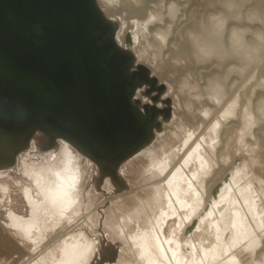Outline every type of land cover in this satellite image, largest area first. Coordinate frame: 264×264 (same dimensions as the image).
Masks as SVG:
<instances>
[{"label": "bare ground", "instance_id": "6f19581e", "mask_svg": "<svg viewBox=\"0 0 264 264\" xmlns=\"http://www.w3.org/2000/svg\"><path fill=\"white\" fill-rule=\"evenodd\" d=\"M127 1V8L132 11V15L118 8V0H110L108 6L103 8L110 18L112 14L117 15L116 18L122 17L118 31L119 42L123 46H127L126 41L131 43V33L136 29L142 42L145 36L154 37L148 40L150 48L158 58L161 52L160 46L164 43L174 21L168 18L166 11L169 9L171 15L177 16L179 1L165 0L162 4H156L147 14L145 10L143 11L145 0ZM223 1L228 4V11L206 13V17L195 20L193 25L191 24L194 28L186 34L188 40L186 46H180L181 49L175 47L177 53L181 55L175 58L187 60V63L191 58L194 65L196 64V69H199L195 71V76L192 75L195 78H191L193 82H190L191 79L185 82L188 78L184 82L185 86L197 90L196 95L200 97L199 99L201 97L207 99L201 110L203 111L202 126L188 130V135L182 139L174 123H171V130L175 132V140L179 143L171 146V150L158 157V153L169 142L163 134L157 135V132L163 129L162 125L161 130L155 132V137L157 135L159 141L163 140L165 144L157 148L152 144L154 137L144 147L145 149H141H144L143 151L140 150L139 155L149 159L142 175L141 185L126 192L131 194L128 199L116 203V200L111 198L114 205L122 210V220L121 223L113 222L110 227L115 229L114 232L127 244V250L123 253L119 264L263 263L264 250L255 251V247L257 241L261 239V234H264V194L253 195L259 189L257 183L254 184L252 181L255 179L257 182L258 177L256 167L250 164V159L253 158L245 154L249 158H247L248 164L232 167L238 155L237 151L229 153V148L235 144L233 131L245 127L242 124L239 128L238 101L248 99L246 104L248 108L250 97L254 94V89H257L260 97V100L257 99V105L264 106V92H261L264 91L262 89L264 82L259 88L254 84L248 90L247 98L240 96L241 93H246V86L243 78L233 73L245 70L246 65L240 62L238 67L230 63V59L238 57L242 48H248L249 57L261 55L263 63L258 69L262 71L264 0H259L258 14L262 25L259 24L257 27H254L255 24L252 22H248L249 25L240 22L238 18L243 14L237 6H233L230 0ZM252 9L253 7L250 13L254 11ZM196 10L198 14L202 13L198 7ZM148 14L149 16L146 17ZM231 15L234 16L232 23L235 24L229 26L228 18ZM151 18H155V21L150 22ZM130 19L133 21L131 22ZM226 32L228 37L225 36ZM247 32L249 37L245 35ZM137 61L142 62L141 59ZM201 79L202 83H200ZM159 80L162 81L161 77ZM141 93L139 89L136 95L141 97ZM172 95L177 96L175 91ZM141 98L146 100V97ZM249 114L253 121L249 131L252 144L248 146L252 149L264 144V122L259 120L257 109H250ZM210 116L212 121L208 119ZM238 136L241 138L243 134ZM58 139L62 143V151L57 154L53 163H48L47 169L42 173L33 167L35 164H28L26 159L22 160L29 179L27 181L20 179L21 184H18L24 199L29 204L31 216L26 218L16 213L12 204L13 198H9V216L18 234L24 240L32 242L35 249L40 248L42 242L47 239L49 228L54 232L62 228L67 233V236L60 238L52 247L37 250L40 252L36 253V259H33L31 264L60 262V264H88L95 252V241L86 231L80 229L85 220L88 224L94 225L99 216L98 206H95L94 202L88 201L86 204L88 210H84L83 188L89 173L88 168L92 164L84 160L83 154L66 139ZM239 142L236 146L240 149V155L245 152L244 150L249 151L248 147L244 149ZM11 150L12 147L9 146L2 153H6L7 156L11 154ZM226 157L230 158L229 163ZM2 159L3 157L0 156V160ZM83 161L87 164L83 165ZM138 189L142 190L144 195H140ZM124 194L116 197H124ZM129 201L133 202L128 203ZM109 208L113 209L112 206ZM232 208L238 215L236 221L240 225L243 223L242 226L254 228V235L246 240V243H236L235 249L243 248L223 256L219 252V246L225 243L223 234L224 232L226 234L233 221ZM113 214H116L115 210L110 212L109 217ZM72 234L77 238L72 240ZM256 248L259 250L258 247ZM245 254H248L247 258L240 259Z\"/></svg>", "mask_w": 264, "mask_h": 264}, {"label": "water", "instance_id": "95a60500", "mask_svg": "<svg viewBox=\"0 0 264 264\" xmlns=\"http://www.w3.org/2000/svg\"><path fill=\"white\" fill-rule=\"evenodd\" d=\"M118 31L99 0H0V162L44 132L123 184L121 164L173 111L166 83Z\"/></svg>", "mask_w": 264, "mask_h": 264}, {"label": "rangeland", "instance_id": "374dc122", "mask_svg": "<svg viewBox=\"0 0 264 264\" xmlns=\"http://www.w3.org/2000/svg\"><path fill=\"white\" fill-rule=\"evenodd\" d=\"M164 1L165 0H145L143 11L145 10V13L147 14L151 11V9L155 7L156 4H162ZM178 1L179 8L176 10L177 16L171 15L169 9L166 11V14H168V18L174 19V21L172 22L171 29L169 30L164 43H162L160 46V54L158 55L156 53L158 55V58L155 57L152 48H150V41L148 40H152L154 37L149 38L145 36L144 41L142 42V40H140L139 38L138 32L135 29L134 33H131L133 43H127V41L125 43V45H127L137 54V59H141L142 62H144L151 68L152 72L154 71L159 76V78L161 77L162 82L166 83L167 85L165 95L173 98V117L170 120L164 121L163 129L160 132H157V135L163 134L164 138H167L169 141L163 147V150L158 153V157H161L163 153L171 150V146L178 145L177 143H179V141L176 142L175 140L176 134L171 130V123H174L175 129L180 133V137L182 139H185V137L188 135V130H193L196 129L197 126H202L201 122L203 118H201V115L203 117V111L201 110H203L202 108L205 101L207 100L205 97H201V99H199L200 97L196 95V89V91H194L193 88H190L189 86L188 88L187 86H185V82L193 78L192 75L196 70L199 69H196V64L194 65V62H192L191 58L188 63L187 60L175 58L181 56L179 55V53H177L175 47L181 49L180 46H186V43L188 41L186 38V34L188 33V31L194 28L192 25L195 20L198 21L202 17H206V13L228 11V4L223 0ZM109 2L110 0H99L102 8L107 7ZM230 3L233 6H237L240 13L243 14L242 16H240V18H238L240 22H245L246 25H249L248 22H252L255 24L254 27L259 26V24L262 25V21L258 14V7L260 6L259 0H230ZM127 5V0H118V8L126 14L132 15V11L127 8ZM196 7L200 9L199 11L202 12L201 14H198ZM252 7V10L254 11L250 13L249 11H251ZM148 16L149 14L146 15V17ZM111 17H115V19L118 20L120 28L122 17L118 16L119 18H116L117 15L113 14L111 15ZM232 18H234V16L232 15L228 18L229 26L235 24L232 23ZM130 21L132 22L133 20L130 19ZM154 21L155 18H151L150 22ZM188 22L190 23L189 25L186 24ZM245 35L247 37L250 36L249 32L245 33ZM225 36L228 37V32L225 33ZM162 52L164 53L165 57H163L164 55ZM249 52L250 50L248 48H242L239 51L238 57H235V59H230V63L235 66L239 67L240 62H243L246 65L245 70L240 72L234 71L233 73L234 75L239 74L243 78V81L245 83L244 86H246V93H241L240 96L244 98L248 97V90L254 84H256V87L259 88L262 82H264V65L262 71L258 69L259 66L263 63L262 57L260 54L249 57ZM200 70H202V68H200ZM190 82H193L192 79L190 80ZM200 83H202V79L200 80ZM184 86L185 88H183ZM244 86L241 88L239 93L242 91ZM262 89L264 90V88ZM173 91H175L177 95L176 97H173ZM258 95V90L254 89V94H252V97H250L248 108L246 107L248 99L240 100L239 98V106L237 104V117L240 124L239 128L242 127V124H244L245 127L242 130L240 129L241 131H233L235 144H232L229 148V153H234L235 151H237L236 153L238 155V157L234 160L232 167L245 166L246 164H248V157L245 156V154L253 158L250 159V164L256 167V174L258 177L256 178L257 182H255V179H252V181H254V184L257 183V186L259 187L258 191L254 192L253 195H258L260 193L264 194V144L260 146L257 144L258 147L252 149L248 146L252 144V139L249 131L252 126L253 118L249 114L250 109H257L259 120L261 122H264V106L260 104L257 105V99L260 100V97ZM143 98H145V96H143ZM146 100L149 99L146 98ZM183 117L185 118L183 119ZM208 119L209 121H212L211 116ZM208 119H206V121H208ZM166 126H168V128H166ZM241 134H243V136L239 138L238 135ZM157 135L152 144H155L158 148L165 143L163 142V140L159 141ZM239 139H241L240 142ZM238 142L243 146L244 149H247L248 147L249 151L243 149L245 152L243 151L244 153L240 155V149H238L236 146V143ZM61 151L62 143L60 142V139L52 140L44 132H38L32 138L29 145L24 150L17 153L13 162H0V264H31L32 260L36 259V253L40 252L37 250H40L42 248H50L55 245L56 242H59L60 238H64L65 236H67V233H65L62 228H59L56 232L49 228L47 239L42 242L43 244L41 243L42 245L39 246L40 248L35 249L32 242L24 240L18 234V232L16 231V227L12 224L11 218L9 216V198H13L12 204H14L13 207L16 210V213H18L19 215H24L26 218L31 216V209L29 208V204L24 199L22 190H20L19 188L21 184V182L19 181L20 179H22L23 181H27L29 179L26 174L27 168L23 165L22 160L26 159L28 161V164H35L33 167H35L37 170H40L42 173V171H45L47 169L46 166L48 165V163H53L57 157V154ZM141 151L125 160L120 166L119 175L123 184H120L115 179L103 174L101 171H99L97 165L91 159L83 155V159L88 160L92 164L91 167L88 168L89 173L87 175L83 188L84 210H88L86 204L88 201H90L94 202L93 204H95V206H98L97 211L99 213L98 221L94 225H90V223L88 224L87 220H85L82 229H80V231H86L89 237L95 241V252L88 264H119L123 253L125 252V250H127L126 242L119 235H117L116 232H114L115 229L110 227L113 222L121 223L122 220V210H119V208L114 205L112 199L116 200V203L118 201L128 199L130 198L131 194L126 192H129L141 185L140 182L142 179V175L145 171V167L149 162V159L144 155H139ZM230 155L232 157V154ZM226 159L227 163H229L230 158L226 157ZM130 161H132V163H129ZM82 164L86 165L87 163L83 161ZM16 180L19 182H17ZM137 192L140 195H144V192L140 189H138ZM122 193H125L124 197H116ZM35 196L37 195L35 194ZM132 202L133 201H129L128 203ZM110 206H112L113 209L109 208ZM112 210H115L116 214H113L111 217H109V214ZM231 211V220L233 221H231L230 228L226 231V234L225 232L223 234L225 243L222 246H219V252L223 256L229 255L230 252L233 254L235 251L243 248L240 247L238 249H235L236 243H246V240L250 239L254 235V228L250 226H242V222V225H240V223L236 221L238 219V215L235 214L236 210L232 208ZM238 213L240 214L239 210ZM253 216L256 217V215ZM189 229L190 226L187 228V230L189 231ZM76 232H78V230ZM260 237L261 239L260 241H257L256 246L259 250H257V248L255 247V251L264 250V234H261ZM76 238L77 237L75 236V234H72L71 239L73 240ZM245 251H247V249ZM247 256L248 254H245L240 259H243L245 257L247 258ZM218 260H220V257L218 258ZM262 264H264V260Z\"/></svg>", "mask_w": 264, "mask_h": 264}]
</instances>
